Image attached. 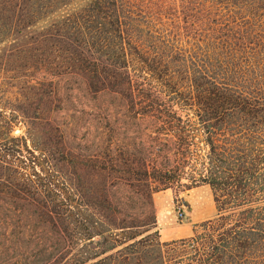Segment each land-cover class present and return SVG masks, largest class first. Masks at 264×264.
Returning <instances> with one entry per match:
<instances>
[{
    "label": "trees",
    "instance_id": "16d2710c",
    "mask_svg": "<svg viewBox=\"0 0 264 264\" xmlns=\"http://www.w3.org/2000/svg\"><path fill=\"white\" fill-rule=\"evenodd\" d=\"M0 44V128H25L0 146V172L84 198L75 212L57 194L45 223L62 247L17 264H264V0H0ZM61 81L113 99L88 154L51 116ZM138 118L164 138L157 150L120 142ZM23 151L42 159L12 169ZM198 186L216 214L161 242L152 194ZM74 228L89 250L68 241Z\"/></svg>",
    "mask_w": 264,
    "mask_h": 264
},
{
    "label": "rangeland",
    "instance_id": "374dc122",
    "mask_svg": "<svg viewBox=\"0 0 264 264\" xmlns=\"http://www.w3.org/2000/svg\"><path fill=\"white\" fill-rule=\"evenodd\" d=\"M3 46L4 44H0V52ZM33 74L35 75V72ZM36 75V79H42L45 73L39 70ZM1 77L2 75H0V80ZM51 79L56 81L58 78L51 77ZM56 88H58L57 94L63 98L62 108L53 111L51 116L63 129L67 145L76 153L88 154L91 151L88 146H90L96 126L104 124L100 122L104 120L102 112L107 108L111 110L110 105L113 99L103 93L93 98L85 90L78 89L75 85L64 81L57 83ZM123 110L122 108L121 113ZM180 114L183 116L184 113L180 112ZM1 117L7 121L8 113L2 114ZM154 129L155 124L151 118L130 120L125 127H122L119 140L129 149L142 146L147 151H155L159 147L158 143L164 142L163 137L166 135H160L163 139L155 141L153 139ZM0 131H2L1 147L19 144V141L12 140V138H20L25 134V128L22 125L13 126L10 133H7L5 128H0ZM33 155L34 158L23 151L22 155L10 158L8 161L13 163L11 164L12 169L20 160L27 163L29 158L41 161L42 154L34 152ZM18 170L33 178L30 169L23 167ZM16 177L18 175L13 171L0 172V264H17L22 260L31 262L38 257L57 253L56 251L62 247L55 243L54 235L45 223L47 213L51 209V202L57 199V194L71 193L70 198H72L75 212H77L76 208L84 209L80 205L84 198L79 194L78 188L77 190L68 187L61 189L53 185L43 187L35 185L27 188L23 187ZM55 184L57 182H54ZM152 206L161 242L178 239L177 237L184 235L190 236L197 223L212 218L216 214L212 194L207 186H198L180 192L176 197L169 189L160 190L152 194ZM135 208L137 212H140L143 209L142 203H137ZM78 227H80L79 224ZM68 234H71L68 241L72 243L74 249L89 250L90 240L85 237L78 240L75 238L79 234L83 236V231L74 228ZM98 241L95 239L94 242Z\"/></svg>",
    "mask_w": 264,
    "mask_h": 264
},
{
    "label": "crops",
    "instance_id": "0c3cea01",
    "mask_svg": "<svg viewBox=\"0 0 264 264\" xmlns=\"http://www.w3.org/2000/svg\"><path fill=\"white\" fill-rule=\"evenodd\" d=\"M188 235H184V236H182V237H177V238H185V237H187Z\"/></svg>",
    "mask_w": 264,
    "mask_h": 264
}]
</instances>
